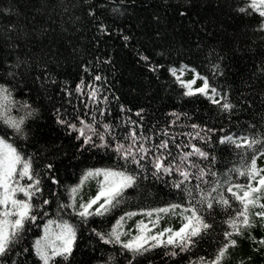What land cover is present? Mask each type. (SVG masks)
Here are the masks:
<instances>
[{
    "label": "trees",
    "instance_id": "trees-1",
    "mask_svg": "<svg viewBox=\"0 0 264 264\" xmlns=\"http://www.w3.org/2000/svg\"><path fill=\"white\" fill-rule=\"evenodd\" d=\"M250 3L0 0V89L7 90L0 91V140L31 162L33 181H40V191L30 201V215L35 220L25 221L0 264H43L36 254L37 241L51 255L48 246H59L57 236L64 225L75 233L71 254L54 257L49 264H196L200 257L212 260L225 243L224 232L231 231L226 221L241 207L227 187L247 185L248 178L238 171H246L253 156L257 167L264 169V155H259L264 152V31L260 27L264 17L248 8ZM241 7L247 10L241 12ZM193 79L194 89L207 79L221 104H213L199 93L184 95L186 89L180 81ZM93 89L95 99L89 95ZM224 102L232 109L223 110ZM7 119H23L21 130L10 127L4 122ZM58 119L67 123H58ZM81 120L98 133H87L92 135L88 144L68 127H82ZM193 124L199 127L193 129ZM197 131L200 137L193 138ZM132 132L136 133L135 143ZM99 135L105 139L101 141ZM226 136L260 143L238 149L220 143ZM162 141L168 142L167 150L158 147ZM101 144L107 146H98ZM120 144L132 146L134 152L140 145L150 150L141 161L143 170L121 158L115 151ZM191 145L207 152L209 159L192 156L188 159L197 167L188 162L183 167L194 174L203 168L215 175H206L207 183L192 178L184 186L195 189L200 184L207 193L218 182L231 208L214 204L212 210L202 211L211 228L196 238L189 251L168 246L142 255L127 252L122 243L139 234L138 221L149 222L144 213L173 203L188 205L187 194L172 187L173 181L182 178L175 172L153 176L152 161L163 154L165 163L179 164ZM98 169L135 175L136 184L124 191L111 211L85 219L77 215L79 206L97 194V179L103 176L88 179L75 194L71 189L88 171ZM33 181L24 178L19 183L27 186ZM194 195L199 198L195 191ZM212 195L218 198L217 193ZM16 198L27 199L22 193ZM73 203L75 207L67 206ZM260 210L250 209L253 226L242 227V235L232 236L237 244L228 249L223 264H264V245L250 238L264 237V221L252 215ZM128 212L138 215L125 218L118 229L127 233L121 235V243H105ZM181 224L178 215L161 214L153 232L169 227L178 230ZM172 251L178 254L171 256Z\"/></svg>",
    "mask_w": 264,
    "mask_h": 264
},
{
    "label": "snow or ice",
    "instance_id": "snow-or-ice-1",
    "mask_svg": "<svg viewBox=\"0 0 264 264\" xmlns=\"http://www.w3.org/2000/svg\"><path fill=\"white\" fill-rule=\"evenodd\" d=\"M248 8L257 12L260 17H264V0H251L248 4ZM247 9L241 7L239 11L245 12ZM261 30L264 31V23L261 24ZM125 39H128L125 37ZM147 59V57H144ZM173 75H176L173 71ZM96 80H100V76L95 77ZM179 79V77H177ZM181 86L186 89L184 95L192 96L197 93L206 96L213 104L220 105L221 101L216 99L219 95L215 88H212L207 79H203L202 86L198 88H193L196 80L193 79L189 82L180 81ZM81 86L77 87V91H81ZM0 91L6 92V89H0ZM89 95L95 99L96 90L93 89ZM7 99V97H4ZM223 110L229 111L232 109L230 103L224 102L222 105ZM139 116L140 113L138 112ZM173 115H176L173 113ZM178 118V117H177ZM10 127L15 129L17 132L21 130V125L24 123L23 119L11 120L7 119L4 121ZM58 123L65 124L66 121L58 119ZM82 127H77L75 124H68L73 131L79 133L77 139L83 138L84 143L88 144L92 142V135H88L90 132L93 135H97V130L91 124H86L84 121H80ZM105 129H108V125H104ZM193 129L198 128V125L193 124ZM87 129V132H86ZM191 135V134H189ZM133 142L137 139L136 133L132 132L130 134ZM200 137V132L197 131L193 138ZM99 139L103 141L105 138L103 135H99ZM221 144H232L236 148H253L254 145L260 143L256 139H249L248 137H243L240 139H234L232 136L223 137L220 140ZM100 147L107 146L106 144L98 145ZM161 149H168V142L162 141L158 146ZM191 151L184 153L180 158V163H165L167 157L163 154L155 157L152 161L154 168L153 176L159 177L161 173L166 175H172L174 172L177 173L182 179L172 182V187L182 192L186 193L190 198L188 205L184 206L182 204L173 203L167 207H162L155 209L153 211H148L144 213L149 217V222L144 221L137 222V232L138 235L134 236L127 242L122 243L123 249L127 252L142 255L145 252L150 251L157 247H168L178 248L180 252L189 251L195 246L196 238L201 237L210 228L211 224L207 223L201 215L202 211L212 210L215 205H218L224 209L231 208V203L229 198L225 197L223 192H220L221 185L217 182L214 187L206 193L204 189L200 187V184L195 185V189L188 188L185 185L186 181L195 178L198 181L207 183L204 180L206 175H215V173H210L203 168L198 169V174H194L189 171L183 165L188 162L191 167H197L194 162L189 161V157L197 156L201 159L208 160L209 154L195 145H191ZM115 151L120 154L121 158L125 161H130L131 163L137 165L141 170H143V161L149 149L140 145L133 151L132 146L125 148L124 145H117ZM137 153H140L137 156ZM259 155H264V152H260ZM214 159V158H213ZM51 167V166H49ZM238 171V170H237ZM264 169L257 167V157L253 156L251 159L250 166L246 171H238L240 176H246L248 178L247 185L241 184H230L226 191L231 194V198L240 204V208L236 210L234 217L230 218L226 223L229 225L231 231L224 232V240L220 248L217 250L216 254L212 260H206L204 257H200L196 264H223L224 259L228 255V249L230 247H235L237 241L232 239L233 235H242L241 228L252 227V221L250 218V209L259 208L260 211L252 213V215L258 217L261 221H264ZM103 176V181L99 183V188L97 194L91 197L87 202L80 204V211L77 212L82 218H87L91 215L103 216L113 208H115L120 202L123 193L126 189L134 187L136 184L137 177L135 175L129 174L124 171H112V170H95L88 171L81 179L80 184L77 187L71 189L73 194L77 193L83 184L90 178ZM27 178L33 181L32 166L31 162L25 160L21 155L13 148L10 144H7L4 140H0V207L3 211L0 212V258H6L10 251V246L13 240L18 236L20 231L24 227L26 220H35V216H31L32 205L30 203L32 196L35 192H39L38 179L34 180L32 184L27 186L21 185L19 180ZM255 181V186L253 182ZM184 186V187H182ZM194 191L198 193L199 198L194 195ZM17 193H22L27 199H17ZM212 193H217L218 198L213 196ZM74 200V196H73ZM48 203V201H44ZM199 205V207H198ZM68 207H75V204L67 205ZM93 206H96L93 210ZM161 214L168 215H178L182 224L178 230L173 228H164L160 231L153 232V229L159 225ZM138 215L135 212L125 213L117 221L116 226L113 227L110 234V238L105 240V243H121V235H126L127 233H122L118 231L119 228L123 226V221L125 218H131ZM14 217V219H13ZM151 225V227L149 226ZM97 235H100L97 233ZM103 239V237H101ZM252 242L258 245H264V237L257 240L255 237H250ZM57 240L61 243L59 246L51 247V255L48 251L41 247L40 242L37 241L36 254L43 261V264H49V261L54 257L60 256L67 258L71 254L72 245L75 240V233L71 226L64 225L61 232L57 236ZM256 250H259L258 248ZM171 256H176L178 253L172 251L169 253ZM135 259V255L132 257ZM131 264V261L129 262Z\"/></svg>",
    "mask_w": 264,
    "mask_h": 264
},
{
    "label": "rangeland",
    "instance_id": "rangeland-1",
    "mask_svg": "<svg viewBox=\"0 0 264 264\" xmlns=\"http://www.w3.org/2000/svg\"><path fill=\"white\" fill-rule=\"evenodd\" d=\"M97 180H98L99 183H100L101 181H103V177H100V178H98Z\"/></svg>",
    "mask_w": 264,
    "mask_h": 264
},
{
    "label": "bare ground",
    "instance_id": "bare-ground-1",
    "mask_svg": "<svg viewBox=\"0 0 264 264\" xmlns=\"http://www.w3.org/2000/svg\"><path fill=\"white\" fill-rule=\"evenodd\" d=\"M120 18V17H119Z\"/></svg>",
    "mask_w": 264,
    "mask_h": 264
}]
</instances>
